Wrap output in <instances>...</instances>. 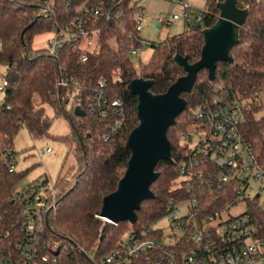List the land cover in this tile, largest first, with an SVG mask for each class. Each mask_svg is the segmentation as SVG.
Returning <instances> with one entry per match:
<instances>
[{
  "label": "trees",
  "instance_id": "obj_1",
  "mask_svg": "<svg viewBox=\"0 0 264 264\" xmlns=\"http://www.w3.org/2000/svg\"><path fill=\"white\" fill-rule=\"evenodd\" d=\"M219 1L223 0H207V6L200 11L201 19H186L182 33L154 42L151 57L137 68L129 53L131 46H139L133 18L142 8H137L136 0H115L110 20L90 15L100 33L98 48L88 54L86 61H82L83 51L77 48L64 47L59 54L51 55L46 48L34 47V41L36 36L50 33L54 26H66L79 8L92 5V0H0V64L13 67L20 75L17 86L6 87L0 105V238L8 252L15 247L23 218L22 206L15 202L16 186L23 174L16 169L10 171L11 160L5 155L15 154L14 139L23 127L35 140L49 135L47 106L56 115H67L71 132L58 139L74 147L77 161L71 180L58 177L56 209L46 232L50 240L58 242L57 253L63 255L64 264H102L108 253L123 248L131 234L142 239L158 238V248L139 257L143 261L146 256L173 248L164 242L163 229L153 227L173 210L171 203L195 198L200 216L225 207L232 192L209 178L214 171L211 164L206 168L202 164L198 169L205 183L195 175L190 179L180 172L194 154L175 134L194 123L196 110L211 105L216 88L240 105L243 119L238 131L252 153L258 146L257 155L253 154L264 165V0H237L239 8L248 9V16L239 30V44L230 52L234 61L219 62L213 81L208 79V70L202 69L192 92L182 94L187 108L167 131L172 157L156 166L160 175L151 185L154 198L141 203L135 225L109 223L99 217L104 197L116 190L127 169L131 153L126 142L139 123L138 97L127 89L128 84L138 77L153 80L151 91L160 94L184 76L186 72L176 64L174 56L179 53L191 64L200 59L203 30L218 20ZM189 12L198 14L191 6ZM61 78L68 80L67 86H57ZM74 80L78 87L72 85ZM98 92L109 103L119 100L121 110L115 112L116 108L107 106L105 117L92 114L91 98ZM71 98L72 110L67 111ZM79 101L85 112L82 117L74 114Z\"/></svg>",
  "mask_w": 264,
  "mask_h": 264
},
{
  "label": "built area",
  "instance_id": "obj_2",
  "mask_svg": "<svg viewBox=\"0 0 264 264\" xmlns=\"http://www.w3.org/2000/svg\"><path fill=\"white\" fill-rule=\"evenodd\" d=\"M114 1L92 0V5H82L66 26H54L45 47L48 53L57 55L61 48H77L83 51L82 61H86L88 54L97 50L100 33V28L90 15L110 20L113 17L111 7L116 5ZM142 1L136 0L137 8H142L133 18L139 46L129 48L131 55L137 54L140 47H152L154 43L140 37L147 21ZM170 1L183 8L185 19L194 22L201 19L200 13L191 15L186 0ZM179 19V14L156 17L159 28ZM2 49L0 40V51ZM68 83V80L61 78L57 86H67ZM72 85L78 87L79 83L74 80ZM100 85L103 86V83L100 82ZM7 86V77L0 72V93ZM215 91L211 105L196 110L194 123L176 134L178 141L194 154L190 162L181 166L180 172L190 179H195L194 175L200 179L202 172L198 171L199 167L203 164L206 168L207 164H211L214 171L209 178H215L219 186L231 190L232 197L222 210H215L205 216H200L195 198L171 203L170 208L173 210L166 216L170 222V233H164L163 240L173 248L146 256L142 261L139 257L154 252L159 240L142 239L131 234L123 248L108 253L102 264H262L264 261V186L256 192L253 187L255 182L264 179V165L259 164L251 147L243 142L238 131V124L243 119L240 105L220 88ZM107 106L116 108L115 112H118L122 103L119 100L109 103L101 92L91 98L92 114L105 117ZM46 152H51V149L47 148ZM5 157L11 160L9 168L14 171L15 154L9 152ZM200 181L205 183L202 179ZM58 194L57 185L48 183V180L32 181L24 189L17 190L15 202L22 206L20 215L23 218L14 239L15 250L8 252L0 238V264H64L63 255L57 253L58 242L46 235ZM183 203L188 212L180 216L177 211ZM239 206L243 207L242 213L235 216L232 210Z\"/></svg>",
  "mask_w": 264,
  "mask_h": 264
},
{
  "label": "water",
  "instance_id": "obj_3",
  "mask_svg": "<svg viewBox=\"0 0 264 264\" xmlns=\"http://www.w3.org/2000/svg\"><path fill=\"white\" fill-rule=\"evenodd\" d=\"M217 8L220 11L218 20L203 30L204 44L200 59L191 64L186 57L177 53L174 61L184 68L186 74L179 77L166 92L153 93V80L142 77L128 84L127 89L138 97L139 123L126 142V148L131 153L127 169L116 190L103 199L100 216L106 222L136 224L141 203L154 198L151 185L160 175L156 172L157 164L172 157L167 131L187 108V100L182 94L192 92L197 74L202 69L208 70V79L213 81L219 62L233 63L230 52L239 44V30L246 22L248 9L239 8L237 0L219 1ZM74 114L85 116L80 106L75 107Z\"/></svg>",
  "mask_w": 264,
  "mask_h": 264
},
{
  "label": "rangeland",
  "instance_id": "obj_4",
  "mask_svg": "<svg viewBox=\"0 0 264 264\" xmlns=\"http://www.w3.org/2000/svg\"><path fill=\"white\" fill-rule=\"evenodd\" d=\"M193 11L200 13L207 6V0H187ZM144 13L147 18L144 29L140 32V37L147 41L160 42L167 36H174L182 33L186 26V19L183 15V8L179 4L170 0H143ZM179 14L180 19L165 24L161 28L157 27V16L170 17ZM51 33H44L36 36L34 47L45 48ZM153 53L150 46H142L138 53L132 55V60L138 68L140 62H147ZM0 72L7 77L8 85L17 86L20 75L13 67L0 64ZM4 94L0 93V105L4 102ZM73 99L66 105V110H72ZM46 116L51 120L49 135L40 139H33L26 128H21L15 136L13 150L16 156V172L23 174L16 188L20 189L32 181L40 180L56 184L58 177H66L71 180L77 171V161L74 147L61 142L58 138L69 135L71 132L70 121L66 114L56 115L53 108L46 107ZM178 132V131H177ZM175 134H177L175 132ZM50 148L51 152H46ZM257 155L258 146L253 149ZM264 186V179L253 184L254 191L261 190ZM183 205V206H182ZM243 207L234 208L235 216L242 213ZM186 204H180L177 214L182 216L187 214ZM169 218L164 217L154 224V228H163L165 234L170 233ZM219 223V221L217 222ZM264 264V261L262 262Z\"/></svg>",
  "mask_w": 264,
  "mask_h": 264
},
{
  "label": "crops",
  "instance_id": "obj_5",
  "mask_svg": "<svg viewBox=\"0 0 264 264\" xmlns=\"http://www.w3.org/2000/svg\"><path fill=\"white\" fill-rule=\"evenodd\" d=\"M187 1V0H186Z\"/></svg>",
  "mask_w": 264,
  "mask_h": 264
}]
</instances>
